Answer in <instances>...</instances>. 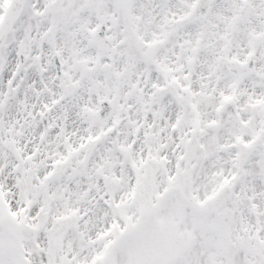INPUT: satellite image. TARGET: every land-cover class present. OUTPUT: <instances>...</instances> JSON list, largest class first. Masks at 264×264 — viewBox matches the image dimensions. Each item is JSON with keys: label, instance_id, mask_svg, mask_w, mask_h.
I'll list each match as a JSON object with an SVG mask.
<instances>
[{"label": "snow or ice", "instance_id": "obj_1", "mask_svg": "<svg viewBox=\"0 0 264 264\" xmlns=\"http://www.w3.org/2000/svg\"><path fill=\"white\" fill-rule=\"evenodd\" d=\"M0 264H264V0H0Z\"/></svg>", "mask_w": 264, "mask_h": 264}]
</instances>
